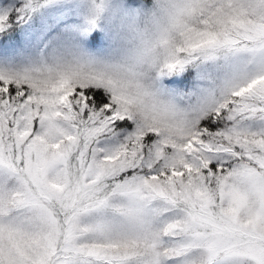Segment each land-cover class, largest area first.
Returning a JSON list of instances; mask_svg holds the SVG:
<instances>
[{"label": "rangeland", "instance_id": "1", "mask_svg": "<svg viewBox=\"0 0 264 264\" xmlns=\"http://www.w3.org/2000/svg\"><path fill=\"white\" fill-rule=\"evenodd\" d=\"M50 4L43 31L0 52V82L24 88L20 130L27 132L24 114L33 112L42 120L43 141H16L11 167L0 153V195L12 194L10 212L0 201V264H264V0ZM3 14L0 7V21ZM96 21L102 44L89 50L83 39ZM217 38L230 46L205 54L195 80L178 86V53L197 54ZM240 40L246 44L233 46ZM87 84L100 85L109 97L100 136L67 116V92ZM249 90L262 115L234 125L224 144L201 140L198 119ZM120 117L129 119L128 128L106 125ZM146 133L153 135L143 148ZM64 138L67 151L78 148L75 160L42 148L54 150ZM226 143L241 162L219 178L217 202L196 178L174 193L183 208L159 198L160 184L172 187L176 175L191 179L205 161L220 167ZM94 155L121 162L104 168ZM133 165L145 170L100 181L102 172L110 178ZM105 183L113 192L93 198ZM41 196L55 198L62 218ZM157 213L166 237H174L162 250Z\"/></svg>", "mask_w": 264, "mask_h": 264}, {"label": "trees", "instance_id": "2", "mask_svg": "<svg viewBox=\"0 0 264 264\" xmlns=\"http://www.w3.org/2000/svg\"><path fill=\"white\" fill-rule=\"evenodd\" d=\"M52 0H0V7L4 10V14L0 21V52L2 50H7L10 48L18 47L22 45L24 42L28 41L29 34L32 31H43V23L44 19L46 20L47 14L49 13V9L52 4H50ZM123 5H133L137 2H143L144 5L147 4L149 0H119ZM95 25L90 29L88 33H86L85 38L83 39V43L89 49H96L101 45V30L97 28V24L99 26L100 22H94ZM259 39V37H258ZM216 43L214 46L210 45L201 49L197 54L192 49L183 50L178 53L181 57L180 62L178 64L177 70L178 75L176 76L175 81L178 86L183 84V86H187L191 83V81L195 80L194 72L196 69L202 67L206 62L202 59L205 54L210 52L216 53L220 51L222 48L230 46L228 43H222L219 39H216ZM217 44V45H216ZM233 46H238L241 44H246L243 40L239 42L232 43ZM209 45V44H208ZM192 51V55L191 54ZM189 55V57H188ZM24 88L21 85H17L16 83L10 82H0V153L3 156L1 163L8 166L17 165L16 162L13 161V157L16 155V144L18 141L22 145L27 141V138L30 140L36 141L41 140L38 135L40 133V124L42 120L39 116H36L35 113L29 112L24 114L27 115L26 120V130L27 132H23L20 130V126L23 125V119L19 116L21 114V104L23 102L22 94L24 93ZM251 91H243L242 94H233L228 96V100L223 103V105L219 106L218 111H214L213 113H209L207 115H203V117L198 119V123L196 125V130L199 132V138L201 140H206L207 142L217 141L220 144L225 143V136L227 132L233 129L234 125L242 122L245 117H254V115L260 117L262 114V109H258L255 107L254 103L260 102L256 98H252L250 95ZM66 101H68L69 112L67 116L72 117V121L79 123L81 126L88 128L91 124L93 129L92 132L97 136L100 134L103 135L102 131L106 127L103 124V120L107 119L106 112L109 111V97L105 93L104 89L100 87V85H85L78 86L71 89V91L67 92ZM67 109V108H66ZM74 111V113H72ZM16 120V121H15ZM129 119L127 117L120 118H111L106 125L111 127L112 130H120L121 128H128ZM153 134L146 133V135L142 136L140 140V145L143 148H147L148 140L152 137ZM224 136V137H223ZM262 142L264 143V136L261 137ZM64 143H68V140L64 138L62 140V145H57L54 150L51 148H47L46 145L42 146L45 151H53L57 155L60 152L64 154L66 161H70V158L75 160V156L77 154L78 148L74 150H69L65 148ZM43 141H40L39 145H42ZM228 145V146H227ZM65 150L68 152H65ZM225 150L227 151V159L226 161H221L222 164L220 167L214 166V162H207L195 171V174H192L191 179L185 177L177 176V179L172 180V187H169L165 182L160 184L161 194L159 198L167 197L170 202H174L179 207H182V201L174 195L175 191L183 190L186 184L188 187L193 185V181L196 178L197 183H200L204 187V191L212 197L211 199L217 202L218 193L217 189L219 187V178L222 177L224 171L226 169H231L235 167V165L240 161V155L236 152L234 145H229L226 143ZM93 155V154H92ZM95 159L100 161V166L105 168V163L108 165L114 164L116 166L121 160H105L104 158L100 159L97 155H94ZM258 169V168H257ZM145 169L140 168L138 166H123L122 169L118 171L112 172L110 178H104L105 172H102V180L106 183L112 181H120L123 178H128L130 175L134 173L137 174L139 172H143ZM17 171V169H16ZM187 174H190L187 172ZM23 175H21L22 177ZM104 176V177H103ZM7 177V176H6ZM162 178V176H161ZM183 178L182 184L179 180ZM11 180V176H8L6 184H9ZM103 184L102 189L93 195V198L98 197L99 195L107 194L110 195L113 191L110 184ZM0 201L7 202L5 203L9 209L6 212H10L12 205L10 199L12 198V194L10 190L1 191ZM156 194V193H155ZM106 195V196H107ZM168 195V196H167ZM157 196V195H156ZM158 197V196H157ZM42 201L48 202L50 211L55 215V217L62 218L64 215L63 210L58 208L59 204L55 201V198H45L41 196ZM214 202V201H213ZM75 207H78L75 205ZM183 208V207H182ZM78 209V208H77ZM70 213L73 211L71 207L66 209ZM2 212V211H1ZM157 219L154 226L157 228L156 235L161 238V242H157L156 248L164 249L174 237H169L165 235V228L161 227L162 219L160 215L156 214ZM260 241V239H259ZM58 245H55V249H57ZM168 249V248H167ZM165 252L163 251V254ZM214 259V258H213Z\"/></svg>", "mask_w": 264, "mask_h": 264}]
</instances>
